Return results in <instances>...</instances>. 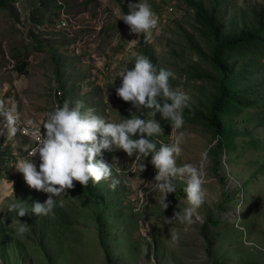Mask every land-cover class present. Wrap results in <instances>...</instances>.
Masks as SVG:
<instances>
[{
    "label": "rangeland",
    "instance_id": "rangeland-1",
    "mask_svg": "<svg viewBox=\"0 0 264 264\" xmlns=\"http://www.w3.org/2000/svg\"><path fill=\"white\" fill-rule=\"evenodd\" d=\"M197 1L207 7L212 3ZM221 1L218 19L225 37L233 30L246 32L254 13L264 9V0ZM137 2L5 0L0 5V104L18 117L16 134L8 136L0 115V264H264V123L257 116L264 114V103L224 118L232 138L226 147H219L205 121L184 116L183 127L175 129L157 113L163 127V135L153 137L157 146L183 133L177 165L199 167L201 152L208 150L205 201L191 225L167 223L174 211L188 206L183 181L175 180L176 191L167 194L164 210L161 194L150 183L156 175L151 157H129L123 150H102L113 175L99 183L90 180L92 192L73 181L65 195L53 197L57 202L50 214L30 212L34 201L43 203L49 194L30 188L15 168L29 158L32 144L21 123H42L45 113L65 100L82 101L109 120L130 118L136 109L115 89L124 68L131 69L140 55L143 36L158 69L174 73L170 86L189 94L195 114H208L220 77L194 8L187 0H148L158 25L137 35L121 19ZM63 17L68 27L56 30ZM140 163L145 165L141 172ZM113 179L119 181L115 188L110 187ZM15 199L28 203L29 214L18 217L28 224L23 235L16 234V213L7 207Z\"/></svg>",
    "mask_w": 264,
    "mask_h": 264
},
{
    "label": "clouds",
    "instance_id": "clouds-1",
    "mask_svg": "<svg viewBox=\"0 0 264 264\" xmlns=\"http://www.w3.org/2000/svg\"><path fill=\"white\" fill-rule=\"evenodd\" d=\"M129 9V13H123L121 19L129 26L130 33L139 35L157 27L158 17L148 0L129 4ZM120 77L121 83L115 94L136 109L131 112L130 118L121 116L119 121L109 120L97 114L94 108H85L82 101L73 105L65 100L62 105L46 112L39 126H33L31 120L27 122L23 131L36 141V145L29 152V158L20 159L15 168L23 174L30 188L49 194L43 203L34 201L30 212L36 216L50 214L56 206V198L75 186L73 181L87 186L90 180L99 183L109 179L113 175V164L103 160L102 150H123L129 157L133 154L143 156L144 160L151 157L149 162L154 166L156 175L150 183L153 190L161 194L160 203L164 210L168 207L167 194L176 191L175 180L183 181L188 206L174 211L173 216L167 218V223L179 220L191 225L194 217L199 219L198 209L205 201L203 161L208 159V150L201 152L199 167L192 163L177 165L176 158L182 152L183 133L168 142H159V146L153 139L163 135L162 124L156 119L157 113L171 128L181 129L185 123L184 109H190L191 97L187 92L170 86L169 78H174L171 70L157 69L143 55H137L134 66L131 69L126 66ZM137 109L143 118L137 115ZM145 112L148 118H145ZM0 115L6 119L8 136H14L18 117L2 104ZM37 154L38 165L33 159ZM144 167L140 163V172ZM118 183L113 179L110 187L115 188ZM26 204L15 199L7 205L10 212L16 213L17 235L27 231L28 224L18 219L29 214ZM172 239L178 242V235L173 234Z\"/></svg>",
    "mask_w": 264,
    "mask_h": 264
},
{
    "label": "trees",
    "instance_id": "trees-1",
    "mask_svg": "<svg viewBox=\"0 0 264 264\" xmlns=\"http://www.w3.org/2000/svg\"><path fill=\"white\" fill-rule=\"evenodd\" d=\"M194 8L197 21L212 44V64L218 71L220 83L217 95L211 102L208 114H195L189 108L184 109V116L190 120L205 121L219 140V147L229 146L232 142L230 132L224 125V118L252 107L258 108L264 103V9L253 15L251 27L237 35L233 30L225 37V26L219 21L222 1L212 0L207 7L203 1L187 0ZM5 0H0V4ZM124 11L126 8L124 6ZM200 53L202 48L192 41ZM140 55L146 56L158 69L157 57L145 36L141 39ZM23 71V66L19 67ZM200 78L211 77L208 73H198ZM258 120L264 123V114L258 111ZM84 191H91L90 183L82 186Z\"/></svg>",
    "mask_w": 264,
    "mask_h": 264
},
{
    "label": "built area",
    "instance_id": "built-area-1",
    "mask_svg": "<svg viewBox=\"0 0 264 264\" xmlns=\"http://www.w3.org/2000/svg\"><path fill=\"white\" fill-rule=\"evenodd\" d=\"M68 26H67V20H65V18L63 17L61 20H60V22L57 24V26H56V30H60V29H66ZM59 94H61V92H59ZM40 124H42V123H35L33 126H39ZM27 126V122L25 123H21V126H20V128H21V132L24 134V135H26L27 137H29L30 138V136L29 135H27V134H25V132L23 131V129L25 128ZM41 131H42V133H43V131H44V129H43V127L41 128ZM31 139V141H32V144L30 145V147H29V149H28V154H29V152L31 151V149L33 148V147H35V145H36V141L33 139V138H30ZM33 159L35 160V161H39V156H38V154L36 155V156H34L33 157Z\"/></svg>",
    "mask_w": 264,
    "mask_h": 264
},
{
    "label": "crops",
    "instance_id": "crops-1",
    "mask_svg": "<svg viewBox=\"0 0 264 264\" xmlns=\"http://www.w3.org/2000/svg\"><path fill=\"white\" fill-rule=\"evenodd\" d=\"M0 5H1V6H4V5H6V4H3V3H2V4H0Z\"/></svg>",
    "mask_w": 264,
    "mask_h": 264
}]
</instances>
